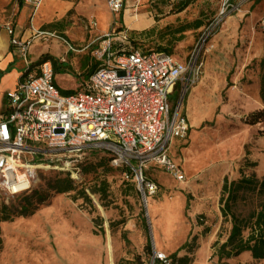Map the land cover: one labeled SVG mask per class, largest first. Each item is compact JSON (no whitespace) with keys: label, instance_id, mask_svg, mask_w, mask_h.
<instances>
[{"label":"rangeland","instance_id":"rangeland-1","mask_svg":"<svg viewBox=\"0 0 264 264\" xmlns=\"http://www.w3.org/2000/svg\"><path fill=\"white\" fill-rule=\"evenodd\" d=\"M64 2L71 9L48 27L55 36L33 37L27 56L33 62L51 56L62 63L55 81L63 95L75 93L100 63L92 54L98 37L123 33L126 47L166 49L173 59L185 62L200 28L223 14L201 55L200 77L181 99L187 136L171 139L167 148L184 179L148 165L144 175L158 190L144 204L133 175L128 177L109 161L93 169L89 163H105L107 152L85 150L75 162L74 190L50 194L30 216L0 222V264H164L154 262L155 251L176 264H264L250 252L221 260L217 255L231 228L230 216L224 218L221 211L223 178L231 182L264 177V123L244 122L251 111L264 108V0H125L117 13H111L104 0ZM18 8V0H0V26L15 24ZM42 9L37 18L54 14L52 6ZM94 12L105 30L98 29ZM89 19L96 23L91 33L84 29ZM27 20L24 27L29 26ZM60 37L76 48L95 41L82 52L69 51ZM17 61L23 70V59ZM179 95L180 89L173 87L171 104ZM52 166L38 170L28 194L46 189L57 174L67 172ZM100 179L107 182L101 196L93 192ZM82 190L90 200L81 197ZM24 196L0 192V204L19 207ZM263 197L251 187L235 193L231 212L248 226L244 237ZM97 217L100 220L94 222ZM148 242L151 253L146 251Z\"/></svg>","mask_w":264,"mask_h":264},{"label":"built area","instance_id":"built-area-1","mask_svg":"<svg viewBox=\"0 0 264 264\" xmlns=\"http://www.w3.org/2000/svg\"><path fill=\"white\" fill-rule=\"evenodd\" d=\"M21 1L30 5L32 15L42 3ZM104 1L111 13L121 11L125 4V0ZM222 14L205 25L185 62L164 51L126 47L127 36L123 33L98 37L92 54L100 63L70 95L61 94L56 86L50 60L36 63L27 57L33 37H53L54 33L34 29L31 38L20 39L6 27L24 69L15 88L7 94V108L0 115V192L9 196L27 193L38 170L52 164L59 170L74 171L75 162L89 149L103 150L110 155L112 166L129 169L144 204L147 196L158 189L144 175L148 165H159L176 180H183L167 148L171 139L187 136L189 125L180 114L181 99L200 77L201 55ZM60 39L69 51H77L65 38ZM173 87L180 89L175 104L169 99ZM156 258L166 261L164 254L155 251L153 260Z\"/></svg>","mask_w":264,"mask_h":264},{"label":"trees","instance_id":"trees-1","mask_svg":"<svg viewBox=\"0 0 264 264\" xmlns=\"http://www.w3.org/2000/svg\"><path fill=\"white\" fill-rule=\"evenodd\" d=\"M18 1H19V5L23 2L21 0ZM195 26L196 28H198L200 26V23H197ZM204 27L205 24L200 28L197 37L199 36L200 32L203 30ZM158 51H164L166 53L169 52L166 49H162ZM44 59H48L51 61L54 75L57 74L59 71H61L62 70L61 68H64L61 67L62 63H58L57 60L53 59V57L51 56H45ZM36 63H39V61ZM91 72L87 73L86 77H88ZM262 95L264 98V88L262 89ZM244 122L249 125H254L259 122L264 123V108L251 111L245 117ZM90 151L91 153H93V151H102V150L90 149ZM107 155L108 158L106 159L105 163H103L101 159L94 164L93 163H89V164L93 165L92 166L93 169H96L97 167H102L104 166V164H108V161L110 162V155L108 153ZM119 168H123V170L127 173L128 177L132 176V172L129 169L125 167H119ZM86 171L90 172V170L88 169ZM73 173L74 171H67L64 175L57 174L53 179L50 180V182L48 183V187L44 190H37V191L34 190L32 194H28L29 192L21 193L24 194L25 196L23 197L24 199L23 203L19 207H10L5 204H0V222L12 221L14 217L30 216L34 214L35 211L41 205H44L48 202L50 194L52 193L61 194L74 190L75 187H74L73 178L75 177L72 176ZM146 178L154 181L153 179L147 176ZM242 187H246V188L251 187L254 189L256 188L260 194L264 195V177L261 180L241 177L238 181H231V182H228L226 177L223 178V182L221 186V196H220V201L223 203L221 211L224 218L230 216L231 228L226 240L218 247V252H217L218 260H221L222 258H230L232 256H238L243 252H250L251 257L253 259H257V260L264 259V197L259 205V209L253 215L254 220L252 225L250 226V232L246 237H244L243 232L245 228H247L248 226L245 225V223L242 222L241 219H239L235 214L231 212V202L235 198L236 191ZM106 190H107V182L105 181V179H100L99 189L93 192L101 196L106 193ZM81 192H82L81 197H83L86 200H90L88 195L83 190ZM225 194H227V196L224 198ZM98 218L99 217L94 219V222L100 220ZM182 248L183 247H181L180 249ZM146 251L148 253H151L150 242H148L146 245ZM154 262L156 263L161 261L156 258L154 259ZM163 263L176 264L167 256H166V261ZM221 264H225V263H221Z\"/></svg>","mask_w":264,"mask_h":264},{"label":"crops","instance_id":"crops-1","mask_svg":"<svg viewBox=\"0 0 264 264\" xmlns=\"http://www.w3.org/2000/svg\"><path fill=\"white\" fill-rule=\"evenodd\" d=\"M45 1L46 2L44 3V0H42V3L40 7L38 8L39 10H37L34 15H32V9L30 5L22 2L18 8L19 13H18L15 24L6 23L3 26H0V115L4 113L7 108V94L15 88L23 72V70H20L21 65L17 61L21 57L18 54L15 47H13L10 44L11 35L8 34L6 27L9 26L12 29L13 37L20 38V39L31 38L33 36L34 29L55 33L53 30L50 31L48 27L51 26L53 20H59L63 18L64 13H66L67 11L71 9V7L66 2H64V0H45ZM43 6H46V7L52 6L53 13H54L52 15L53 17L52 16L46 17L43 14L42 16L37 18V14L43 10L42 9ZM92 14L95 15V12ZM24 18L28 19L27 21H29L28 27L23 26ZM96 20H97V17H96ZM97 21H98L99 30L103 31L107 28V27L106 28L100 27V22L99 20ZM92 22L93 20L89 19L87 25L84 26V29L87 30L88 33H91V31L96 26V23H95V26L91 25ZM46 29H49V30H46ZM94 40L95 39H89L86 42V44H84L82 47H79V48H76L75 46L73 47L78 52H82L86 50L87 47ZM68 42L71 43L70 40ZM29 47L27 50V56L29 54ZM23 69H24V65H23ZM54 82L57 85V82L55 81V75H54Z\"/></svg>","mask_w":264,"mask_h":264},{"label":"water","instance_id":"water-1","mask_svg":"<svg viewBox=\"0 0 264 264\" xmlns=\"http://www.w3.org/2000/svg\"><path fill=\"white\" fill-rule=\"evenodd\" d=\"M145 212H146V210H145ZM153 262V261H152Z\"/></svg>","mask_w":264,"mask_h":264}]
</instances>
